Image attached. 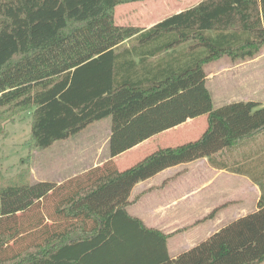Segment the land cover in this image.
I'll return each instance as SVG.
<instances>
[{"label":"trees","instance_id":"1","mask_svg":"<svg viewBox=\"0 0 264 264\" xmlns=\"http://www.w3.org/2000/svg\"><path fill=\"white\" fill-rule=\"evenodd\" d=\"M137 1L0 0V110H33L41 150L111 120L103 167L63 184L0 188V264L264 263V107H215L206 73L261 52L264 0H203L150 28L117 25L116 6ZM203 115L197 140L117 169L113 158ZM201 158L255 182L258 210L173 260L169 236L129 214L140 199L130 197L140 182Z\"/></svg>","mask_w":264,"mask_h":264},{"label":"crops","instance_id":"2","mask_svg":"<svg viewBox=\"0 0 264 264\" xmlns=\"http://www.w3.org/2000/svg\"><path fill=\"white\" fill-rule=\"evenodd\" d=\"M152 26L153 25H150L146 28ZM263 63L264 48L261 53L253 59L231 64L232 66L229 68L230 70L228 72H233V84L241 82L245 85V89L247 90V92H244V90L242 91V96H244L243 99L237 98V100H233V102L255 101L264 107V73L261 72H264ZM209 66L210 65L206 67L207 87L211 91L210 84L215 81L214 78L216 73L213 70L209 72ZM212 66H214V64L210 67L212 68ZM219 74H221L220 71ZM223 76L226 75L224 74ZM220 78H222V76ZM223 78L225 79V77ZM227 86L230 85L224 87L226 88ZM220 94L222 95V92ZM212 95L215 101L216 98L213 92ZM192 120L193 119L188 120L182 125L157 134L138 146L113 158V162L117 169L120 172L125 171L159 149L176 147L188 143L168 144V142H166L162 144V146H156L154 150L149 152L146 156H143L142 159L130 167H127L128 165H126L127 163L123 159L124 156H127L126 154L140 150L147 144L151 145L152 143L150 142L159 138L162 134L172 132L171 130L183 128L186 124L192 123ZM95 125L92 135L85 137L86 141L81 142L79 148L97 151L99 154L103 151L104 161L95 163L79 175L87 173L93 168L103 167L104 163L109 160L108 144L111 136V120H105L107 138L103 145H100L97 141L100 132V127H98V125H100V123ZM200 136L198 138H200ZM198 177L199 179L197 180ZM261 193L260 187L248 176L215 169L209 164L207 158H201L190 163L165 169L154 177L137 184L132 191L130 200L134 201L137 197H140V199L128 207V212L133 217L141 219L148 228L158 230L166 236H169L167 241L168 253L170 258L174 260L181 254L190 251L202 242L208 240L212 235L231 222L258 210ZM153 195L155 202L152 204V209L154 211V217L152 219L149 218L145 220V217H142L138 213L131 212L130 209L136 207V205L142 204L146 198H150V196ZM158 195L159 197H157ZM247 205L251 206L250 210L244 207ZM216 209L218 210L214 217L206 219Z\"/></svg>","mask_w":264,"mask_h":264},{"label":"rangeland","instance_id":"3","mask_svg":"<svg viewBox=\"0 0 264 264\" xmlns=\"http://www.w3.org/2000/svg\"><path fill=\"white\" fill-rule=\"evenodd\" d=\"M201 1L203 0H141L123 3L115 8V22L120 26L146 28L179 11L192 8ZM236 63L225 57L209 64L210 66L214 64V66L212 68L209 66L208 71L213 70L216 74L218 73L215 74V81L210 84L211 91L216 98L214 101L215 107L231 103L237 98L243 99L242 91L247 92L245 85L241 82L233 84V72H228L232 66L231 64ZM219 71L221 74H219ZM224 74L226 76H223ZM221 76L222 78H220ZM226 85L230 86L225 88ZM32 114L33 110L31 109L6 108L0 110V188L10 184L35 183L43 180H53L50 182L63 184L78 177L81 172L89 169L95 163L104 161L103 151L99 154L97 151L84 150L79 147L81 142L86 141L85 137L92 135L95 124L99 123L100 132L97 141L100 145H103L107 138L105 121L95 123L85 129L84 132L82 131L67 140L59 141L48 149L41 150L37 148L32 138ZM207 124V115L197 117L192 120V123L186 124L183 128L162 134V136L150 142L151 145L147 144L140 150L126 154L127 156H124L123 159L126 161L127 167H130L154 150L156 146H162L166 142L168 144H181L196 140L204 132ZM54 201L55 199L52 198L46 203L44 215L50 219V215L54 216L52 214L54 212ZM153 202H155L154 195L146 198L142 204L136 205L130 210L145 217V220L152 219L154 217ZM244 207L251 209L250 205ZM29 215L32 216L31 213ZM29 215L24 214V218ZM39 215L41 216V214H37L38 217ZM48 218H46L47 223L51 225L53 222ZM30 251L34 252L36 250L31 249Z\"/></svg>","mask_w":264,"mask_h":264}]
</instances>
